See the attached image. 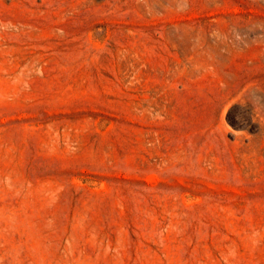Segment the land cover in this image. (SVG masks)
Segmentation results:
<instances>
[{
    "label": "rangeland",
    "instance_id": "1",
    "mask_svg": "<svg viewBox=\"0 0 264 264\" xmlns=\"http://www.w3.org/2000/svg\"><path fill=\"white\" fill-rule=\"evenodd\" d=\"M0 264H264V0H0Z\"/></svg>",
    "mask_w": 264,
    "mask_h": 264
}]
</instances>
